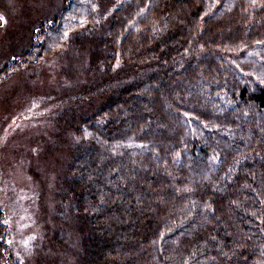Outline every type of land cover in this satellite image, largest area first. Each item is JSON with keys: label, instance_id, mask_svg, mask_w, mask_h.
<instances>
[{"label": "trees", "instance_id": "trees-1", "mask_svg": "<svg viewBox=\"0 0 264 264\" xmlns=\"http://www.w3.org/2000/svg\"><path fill=\"white\" fill-rule=\"evenodd\" d=\"M106 1L67 0L79 33L47 44L93 32L64 100L59 245L79 236L83 264H264V0Z\"/></svg>", "mask_w": 264, "mask_h": 264}, {"label": "rangeland", "instance_id": "rangeland-1", "mask_svg": "<svg viewBox=\"0 0 264 264\" xmlns=\"http://www.w3.org/2000/svg\"><path fill=\"white\" fill-rule=\"evenodd\" d=\"M66 1L0 0V71L18 58L13 71L0 78V244L5 242L0 264H83L80 237L76 247L71 239L72 247L59 245L62 238L56 234L63 226L54 220L69 207L64 179L75 158L61 141L63 126L69 124L62 118L64 100L74 94L73 84L91 77V58L85 52H93L94 46L92 31L80 36L87 41L75 36L68 50L47 46L79 33L59 22ZM105 29L101 26V32ZM71 63L81 70L75 79ZM74 131L78 133L75 126ZM52 152L57 154L52 157ZM49 236L54 237L50 242Z\"/></svg>", "mask_w": 264, "mask_h": 264}]
</instances>
